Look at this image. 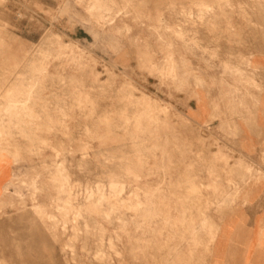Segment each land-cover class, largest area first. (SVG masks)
Masks as SVG:
<instances>
[{
	"label": "rangeland",
	"instance_id": "obj_1",
	"mask_svg": "<svg viewBox=\"0 0 264 264\" xmlns=\"http://www.w3.org/2000/svg\"><path fill=\"white\" fill-rule=\"evenodd\" d=\"M263 7L0 0V264H212L264 177Z\"/></svg>",
	"mask_w": 264,
	"mask_h": 264
},
{
	"label": "crops",
	"instance_id": "obj_2",
	"mask_svg": "<svg viewBox=\"0 0 264 264\" xmlns=\"http://www.w3.org/2000/svg\"><path fill=\"white\" fill-rule=\"evenodd\" d=\"M258 67L264 70V62L258 63ZM189 109L197 121L207 122L210 114L206 103L192 104ZM254 118L253 125L240 129L239 145L255 162L262 152L264 154V88ZM10 171L13 176V168ZM6 183L4 179L0 186ZM246 199V202L234 206L221 221L212 264H264V177L252 183Z\"/></svg>",
	"mask_w": 264,
	"mask_h": 264
},
{
	"label": "bare ground",
	"instance_id": "obj_3",
	"mask_svg": "<svg viewBox=\"0 0 264 264\" xmlns=\"http://www.w3.org/2000/svg\"><path fill=\"white\" fill-rule=\"evenodd\" d=\"M192 1V0H191ZM194 2H195V0H193ZM205 1V0H204ZM197 2V1H196ZM199 2V1H198ZM208 2V1H207ZM213 2V1H212ZM260 5V4H259ZM253 7V6H252ZM260 8V7H259ZM264 8V7H263ZM254 9V8H253ZM260 10V9H259ZM250 11H252V10H250ZM262 12V11H261ZM89 13V12H88ZM247 14V13H246ZM253 14V13H252ZM259 14V13H258ZM249 15V14H248ZM260 15H262L261 13H260ZM59 37H61V36H59ZM60 40H62V39H60ZM59 40V41H60ZM62 42V41H61ZM63 43V42H62ZM65 44V48L67 49V48H69L70 46L67 44V43H64ZM63 47H64V45H63ZM50 51V50H49ZM64 52V51H63ZM60 55V54H59ZM8 59V58H7ZM22 58H20V60H21ZM17 60V59H16ZM7 61H9V60H7ZM18 70V69H17ZM16 72V71H15ZM31 73V72H30ZM13 74V73H12ZM18 74V73H17ZM16 74V75H17ZM16 77V76H15ZM16 79V78H15ZM10 80V79H9ZM4 81V80H3ZM20 81V80H19ZM7 83V82H6ZM3 84V83H2ZM29 90V89H28ZM21 94V93H20ZM19 99V98H18ZM23 99V98H22ZM20 100V99H19ZM4 101V100H3ZM16 101V100H15ZM23 101V100H22ZM1 102V101H0ZM5 102V101H4ZM3 102V103H4ZM13 102V101H12ZM157 103V102H156ZM6 104V103H5ZM2 105V104H1ZM2 106H4V105H2ZM1 107V106H0ZM9 108H11L10 106H8ZM15 107H19V106H15ZM15 107H13L14 109H15ZM2 108V107H1ZM0 108V109H1ZM7 108V107H6ZM3 109V108H2ZM12 109V108H11ZM4 110V109H3ZM10 110V109H9ZM16 111V110H15ZM10 112V111H9ZM7 116V115H6ZM4 118V117H3ZM6 118V117H5ZM10 118V117H9ZM3 120V119H2ZM10 120V119H9ZM7 121V120H6ZM120 122H122L121 120H119ZM1 123H2V121H0ZM10 122V121H9ZM11 123V122H10ZM12 124V123H11ZM10 124V125H11ZM6 125V124H5ZM8 125V124H7ZM9 125V126H10ZM17 125H19V124H17ZM16 125V126H17ZM120 125H121V123H120ZM6 128V127H5ZM23 128V127H22ZM116 129V128H115ZM15 130V129H14ZM6 133V132H5ZM10 134V133H9ZM13 137H15V136H13ZM57 139V138H56ZM35 144H36V142H35ZM32 146V145H31ZM40 147V146H39ZM39 147H37V148H39ZM42 147V146H41ZM119 147V146H118ZM38 150V149H37ZM33 154V153H32ZM106 156V155H105ZM120 156V155H119ZM56 167V166H55ZM114 169V168H113ZM102 173H104V172H102ZM114 174V173H113ZM123 174V173H122ZM119 177V176H118ZM185 202V201H184ZM86 233H87V231H86ZM100 242H101V240H100ZM72 245V244H71ZM72 247V246H71ZM73 248V247H72ZM76 248V247H75ZM88 248V247H87ZM96 248V247H95ZM99 249V248H98ZM97 249V250H98ZM91 251V250H90ZM90 253V252H89ZM131 257H133V256H131ZM112 260V259H111ZM85 263V262H84ZM92 263V262H91ZM24 264V263H23ZM93 264V263H92ZM153 264H154V262H153Z\"/></svg>",
	"mask_w": 264,
	"mask_h": 264
}]
</instances>
